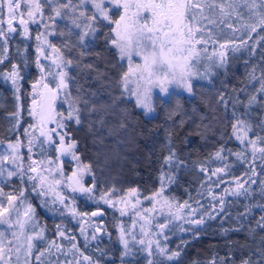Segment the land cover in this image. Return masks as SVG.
Wrapping results in <instances>:
<instances>
[{
	"label": "trees",
	"instance_id": "1",
	"mask_svg": "<svg viewBox=\"0 0 264 264\" xmlns=\"http://www.w3.org/2000/svg\"><path fill=\"white\" fill-rule=\"evenodd\" d=\"M216 2L224 4L229 15L213 16L216 24L203 22L211 30L214 41L201 46L207 51L193 62L192 70L196 73L191 77L193 91L173 92L166 98L156 97L152 115H146L116 84L118 78L127 72V65L118 61V50L110 42L114 36V25L107 21L97 23L95 36L84 39L83 43L78 39L76 29L67 25L64 18L55 25V32L49 36L48 42L60 49L59 56L65 61L73 60V66L66 69L69 76L75 77V81L69 83L73 99L76 101V86L82 85L94 93L89 99L96 106L94 113L81 112L80 124L66 120L65 127L60 129L62 135L67 133L65 146L75 142V148L69 151L70 158H65L62 164L67 173L77 171L86 187L93 184L95 187L91 193L78 195L80 191L73 192L69 184L61 186L50 194L66 197L58 211L49 203L47 196L50 195L44 192L38 180L25 178L19 186V181L13 180L17 187L14 186L16 196L23 190V196L19 195L23 201L21 205L30 203L35 208L37 221L28 228V235L44 229V239L34 244L36 247L30 255V264H73L71 257L78 258L70 249L74 243L70 239L72 236L76 238L75 244L81 256L91 257L92 264L96 261L99 264H147L149 259L153 264H241L244 260L250 264H264V230L257 223L264 224L261 220L264 217V194L261 192L264 186V153L253 152L250 143L258 136L264 137L261 127L264 125V101H261L264 93L260 92L261 79L264 78V40L260 37L264 36V28L259 26L255 10L249 11L244 0ZM229 4L233 7H228ZM4 18L7 19L6 11ZM118 18V15H113V19ZM229 24L232 27H228ZM252 24L257 25L255 32L249 27ZM32 27L27 36L19 29L11 34L6 53L3 51L5 41L0 38V56L7 57L0 63V144L18 138L23 142L31 141L27 133L31 127H34L33 138L37 136L35 129L38 123L32 111V100L34 86L41 81L40 65H43L37 48H43L46 33L38 26ZM61 32L64 35H60ZM41 33V40L37 41L36 36ZM225 35L232 40L233 48L239 47L240 51L234 52L231 46H227L228 62L221 67L215 54L222 42L218 38L223 40ZM81 52L85 54L81 56ZM78 60L97 65L108 73V80L97 82L94 72L89 73L77 66ZM13 65L18 66L22 77L17 80L19 91L7 79ZM43 66L46 72H56L45 64ZM48 78L50 84L58 82L54 76L49 75ZM253 95L257 96V101L249 105L248 100ZM14 113L19 115L14 116ZM237 120L242 123L234 131ZM245 132L247 137L242 142L238 137H244ZM52 140L54 144L51 142L48 154L56 163L59 140L53 137ZM256 147H264V143L257 140ZM170 150L175 155L171 162H166ZM218 151H221L220 157L216 156ZM73 153L79 157L78 161L72 158ZM85 166H90V170ZM217 169L223 171L216 172ZM253 170L255 176L252 175ZM63 176L67 178V175ZM237 181H248L244 184L248 195H231L234 189L230 185ZM33 185H36L35 190ZM161 187L163 192L154 195L160 192ZM133 189L136 190L132 195L134 203L140 199L148 206L147 210L141 209L144 215L168 210L171 203L183 206L187 202L190 208L200 209L196 217H203L205 221L200 225L189 223L188 219L177 223L170 216L159 219V223L167 225L161 231L164 240L159 241L160 245L169 252L179 251V257L169 261L155 250L156 245L153 244L152 255L147 256L144 249L130 239L129 255H124L119 229L125 227L124 239L136 237L140 231L138 225L131 229L129 222L132 216L121 215L118 202ZM101 196L105 199L102 200ZM220 198L223 199V211H220ZM105 200H111V203H105ZM73 209L80 214L86 213L84 216L90 218L94 211H101L102 216L95 218L99 224L96 229L100 231L95 229L83 234L77 225L70 222L77 218ZM186 210L189 207L184 209L185 213ZM209 212L214 218L206 215ZM55 224L59 232L55 231ZM61 231L65 233L63 237L59 234ZM53 241L61 246L60 251L56 250ZM43 243L51 244V252L48 246L40 245ZM40 251L45 254L37 261ZM86 261L81 263L79 260V263L90 264Z\"/></svg>",
	"mask_w": 264,
	"mask_h": 264
},
{
	"label": "snow or ice",
	"instance_id": "2",
	"mask_svg": "<svg viewBox=\"0 0 264 264\" xmlns=\"http://www.w3.org/2000/svg\"><path fill=\"white\" fill-rule=\"evenodd\" d=\"M46 3L51 7L52 15L49 16V20L53 22L56 21L57 17L63 18L66 13L62 10L71 9L72 12L76 11V8L80 4H91L93 14L88 16L87 19L92 21L93 24L87 25V29L78 35V39L83 43L85 37L90 34L94 37L98 28L94 24H103L107 21L109 24L114 25L112 32L114 33L113 38L111 39V45L118 50V61H124L127 59L129 61L128 71L124 72L116 81L118 87L123 89V92L128 93L130 96L136 98V105L140 108L146 109L147 112L154 111L150 91L151 87H158L162 92L168 93L169 85H177L186 89L189 93L193 91L191 77L196 75L192 71L194 66V61H198L200 57V52L207 51L206 47H203L198 50V45H207L209 40L213 39L211 35V30L207 28V24H204V21H207L208 24H216V20L213 19V16L219 14L220 16H227L229 13L225 10V5L222 3H217L216 0H79V4L73 6L72 0H64L63 3H60L59 0H45ZM54 4V6H53ZM244 5L249 9V11H254V15L258 16V24L261 28H264V0H244ZM228 7H233L231 4ZM44 5L41 3V0H0V38H3L5 41V47L3 51L7 52V40L10 38V35L17 32V27L22 26V31L25 36L29 32V23H38L42 22L44 18L43 12ZM205 9L208 12H205ZM198 10V11H197ZM5 11L7 14V19L5 20ZM111 13V15H110ZM113 15H118V19H113ZM80 16H85V12L81 11ZM72 23L76 27H80L76 23V20L73 19ZM45 28L48 27L47 24L44 25ZM228 27H232L230 24ZM251 31L255 32L257 25L252 24L249 26ZM53 34V33H50ZM42 33L36 36V40H41ZM60 35H64L63 32ZM205 35L208 36V39H205ZM261 40H264V36L260 37ZM44 43L48 44V47L52 52L59 53L60 49L55 45H52L48 42L47 37H44ZM231 43V41H228ZM243 43V42H242ZM220 47L226 48L227 43L221 44ZM233 51H240L239 47L233 48ZM251 52V49H249ZM37 52L43 56L44 49L41 47L37 48ZM85 53L81 52L80 55L83 56ZM100 54H97L99 57ZM138 56L141 58L142 63L137 64L135 69L131 66V60L133 56ZM219 59V65L221 67L227 64V53L221 51L216 53ZM6 56H0V63L4 62ZM264 58V57H262ZM45 59L48 57L45 56ZM53 65L59 69V71L53 73L48 72V75L54 76L57 78V83L55 88H49L47 84H44V88L52 94L53 97L61 90H69V81L74 82L75 77L69 76V73L66 69L73 66V60L68 59L64 60L62 57H58L56 60L52 61ZM37 64H39V58L37 59ZM77 66L82 67L87 70L89 73H95V79L97 82H102L108 80V73L102 71L94 63H82L77 61ZM123 66V65H121ZM41 71L44 70V66L40 65ZM136 75V86L134 89L129 88L130 77ZM254 78V77H253ZM7 79H10L19 91V85L17 84L18 79H22L19 74L18 66L13 65V71H11ZM44 77H41L43 80ZM139 81H144L146 87L144 91H140ZM76 86V85H74ZM35 87V86H34ZM77 88V97L75 98L77 103L73 106L72 103L69 104V111L67 114V120L74 121L76 124L81 123V112H92L96 111L95 104L90 102L89 97L93 96L94 93L89 92L82 85L76 86ZM260 92L264 93V78L261 79ZM68 95H71V92H68ZM123 96V93H122ZM220 100L223 101V96L220 97ZM257 101V96L253 95L249 98V105ZM261 101H264V96L261 97ZM35 103V101H33ZM83 105V108H81ZM264 106V104H262ZM14 116H18L19 113H14ZM240 120H237V124L233 126L234 131L241 124ZM57 128L63 129L65 127L63 120L56 122ZM262 130H264V125H261ZM55 132V129L52 130ZM41 135H45L42 131ZM59 136V151L61 154L64 152L70 151L75 148V142H70L67 147H65V132L63 135L57 133ZM247 137V132H245L244 137H238V139L243 140ZM70 139V138H69ZM48 140L52 142L51 135H48ZM257 140L264 143V137L258 136L256 140H251L253 152L259 151L264 153V147L257 148ZM31 144V141H29ZM20 142L17 141L16 144H10L9 148L13 149V152H16L19 148ZM223 151V149H221ZM221 151L216 153L217 157H220ZM174 152L169 151V155L166 157V162H171L174 157ZM239 155V154H238ZM72 158L74 160H79V157L73 153ZM12 159L15 162L16 159H20L18 156H6L0 157V162L3 160ZM36 162L33 161L29 167L28 172L35 173L36 175H29L28 180L39 181L40 187H43L46 177L40 176L38 174V169L35 166ZM18 168H21L22 174L20 176L21 181L24 179V174L21 165H17ZM86 169L90 170V166H85ZM50 171V169H49ZM223 169H217L216 172H221ZM4 170L0 169V176H3ZM216 173L214 172L213 175ZM17 172L14 170H8L7 176L13 177L16 176ZM252 175L255 176L256 173L253 170ZM72 183L70 187L73 192L80 191L83 193H91L95 185L91 187H85L81 183V179L77 177V173L73 172L72 176L68 178ZM251 179V178H250ZM60 183V181H56ZM248 181H237L236 188L231 192V195L240 196L248 195V189L244 188V184ZM252 183H255L253 180ZM36 185H33L35 190ZM243 190V191H241ZM227 191V190H226ZM163 192V187H161L160 192L155 193L154 195H160ZM262 194H264V186L261 188ZM136 190L133 189L129 195H135ZM7 196L8 207H5L3 204H0V224H5L9 228L14 226L19 227L21 230L24 228V223L19 219L15 223L9 218L8 211L12 206L13 200L18 199V197L11 194L4 193L3 189L0 188V196ZM20 195L23 196V190H21ZM101 199H105L104 196H101ZM152 199V198H148ZM213 199H216L214 196ZM63 202V198H61ZM105 203H111V200H105ZM221 208L220 211H223V199L220 198ZM186 207L190 208V205ZM30 211H34L29 207ZM195 213V209L191 210ZM73 212L75 210L73 209ZM124 213L121 211V215ZM27 215V213H26ZM84 215H87L86 213ZM101 215L99 212H93L92 216ZM208 217L214 218L212 213H206ZM31 218V217H30ZM261 220L264 221V217H261ZM147 222V221H146ZM205 221L203 217L200 219H195L189 221V223L200 225ZM258 225L264 230V224L260 221L257 222ZM161 230L167 227L166 224H161L159 226ZM83 231V230H82ZM96 231H100L99 228ZM141 231L144 232L143 227ZM44 229L41 228L34 235L27 237V249L26 255L30 256L32 250L36 245L33 244V240L41 241L44 239ZM60 236H64L65 233L61 231ZM13 236L16 235L15 232L12 233ZM144 235H147L144 232ZM4 233L0 232V261H3L4 264H8L10 256L8 252L11 249L6 251L3 244ZM74 240V237H70ZM87 239V237H85ZM95 239V236H93ZM121 239L123 240L125 252L124 255H129V242L128 240L123 239V229H121ZM264 239V238H262ZM10 243V242H9ZM141 245L145 244L144 240H140ZM152 241H148L147 248L145 249L148 253V256L152 255ZM55 245V241L52 242ZM56 250L60 251L61 246L55 245ZM73 248H76V244H72ZM156 248L161 255L167 257L169 261L174 260L179 257V251L169 252L166 247H162L159 241H156ZM19 249H17V252ZM48 251L51 252V246L48 248ZM44 252L40 251L36 256V260L40 261V258L44 256ZM85 260H88L92 264L91 257L84 256ZM19 259V258H18ZM25 264H29L25 260ZM43 264V262H41ZM95 264H99V261H96ZM147 264H153L151 259L148 260ZM241 264H250V261L244 260L241 261Z\"/></svg>",
	"mask_w": 264,
	"mask_h": 264
},
{
	"label": "rangeland",
	"instance_id": "3",
	"mask_svg": "<svg viewBox=\"0 0 264 264\" xmlns=\"http://www.w3.org/2000/svg\"><path fill=\"white\" fill-rule=\"evenodd\" d=\"M59 2L63 3L64 0H59ZM41 3L44 5L43 21L38 22V23H31L30 22L28 27H29V32L32 31V29H33L32 26H35V27L38 26L41 29V31L44 30V33H46V35H44V37H47L48 41L50 38L49 36H52V34H50V33L55 32V28H56L55 25L63 18L68 23L67 25H69L73 29H76V31L79 34L83 33L87 29V25L93 24L92 21L87 19V17L91 16L93 14V11H94L92 9L90 3L89 4H80L79 7L76 8L75 12H72L71 9L62 10L66 13V15L63 18L57 17L54 24L51 20H49V16L52 15L51 7L49 6L48 3L45 2V0H41ZM72 4H73V6L78 5L79 0H72ZM53 6H54V4H53ZM81 11L85 12V16H80ZM6 17H7V14H6ZM73 19L76 20V23L79 24L80 27H76V25H74L72 23ZM45 24L48 25L47 28L44 27ZM204 24H206V22ZM94 26L96 27V24H94ZM17 29L22 31V26L17 27ZM228 30L230 33L231 30L230 29H228ZM224 33H222V35ZM90 37H92L91 34L89 36L85 37V40L89 39ZM205 39H208L207 35H205ZM211 40L214 41V37ZM211 40H209V41H211ZM218 40L222 41L221 44L227 43V46H229V47L231 46V48H233V46L230 43H228V41H232V40L227 38V35L224 36L223 40H221L220 38H218ZM201 46H203V45L197 46L198 50L202 48ZM43 48H44V55L41 56V60L43 62V65L44 64L47 65L49 68L55 70L56 72L59 71V69H57L53 65L52 61L56 60L58 57H60L59 56L60 53L52 52L51 49L48 47V44H45L44 41H43ZM217 50H218L217 53H219L221 51H224V52L227 51L225 48L222 49L220 46H218ZM202 52L203 51H201L200 54ZM45 56L48 57V59H45ZM199 59H200V57H199ZM124 62H125V65H127V71H128L129 61L127 59H125ZM141 63H142V60L140 57L135 56V55L132 57L131 66L133 67V69H135V66L137 64H141ZM42 76L44 77L43 80H41ZM48 77H49L48 72H46L45 69L43 71H41V76H40L41 81H38L35 84L34 99L32 100V101H35V103H32V111L35 112V115L37 117L38 125L36 126V129H35L37 136H35V138H33L32 134H34V133H33L32 129H34V127L33 128L31 127V130L27 131V133L30 135L29 138H31V144L29 143V140H27V142H23V140L21 138H18V140L16 139V141L5 142V143L0 144V157H6V156H10V155L20 157V159H16L15 162H13L12 159L3 160L2 162H0V169H3L4 173H5L3 176H0V188H2L4 193H6V194H11L13 196H16L15 189L17 187L15 186V184H13V180L19 181L18 182V186H19L20 182H21L20 176L22 174L21 168H18L17 165L22 166L24 179L25 178L27 179L28 175L30 174V172H28L27 170H28L29 165L33 161L36 162L35 166L38 169V174L40 176L46 177L45 183H44L42 188H43L44 192L47 193V195H50V194L56 192L57 190H59L61 188V186L64 187V186H66L68 184L70 185L72 183V181H70L68 178L72 176L73 172L70 171V173H67L64 170V166L62 164V161L65 158H70V153H69V151H67V152H64L63 154H61V152L59 151L58 152V154H59L58 162L55 163L51 158H49L48 148H49V146H52V145H50L51 142L50 143L48 142V135H51V137H53V139L56 138L57 140H59V136L57 135V133L62 135V132H60L61 128H57L56 122L61 121V120H63V123L66 122L67 114L69 111V104L72 103L73 106H75L76 101L73 99L72 93L70 96L68 95V92L71 90L70 88L68 91L61 89L55 95V97H53L52 94L49 93L48 90L44 88V84H47L49 86V88H53V89L55 88L56 84H54V85L50 84L49 83L50 79ZM69 83H70V81H69ZM139 84H140V91L143 92L144 88L146 87L144 81H139ZM135 86H136V75L134 74L130 77L129 88L134 89ZM173 92L184 93V92H188V91L182 87H179V86L173 84V85L168 86V93L166 94V93L162 92L158 87L152 86L151 91H150V97H151V103H152L153 109L155 107L154 102H155L156 97L160 96L162 98L163 97L166 98L170 94H172ZM125 94L130 99H133L134 101L136 100V98L134 96H130L128 93H125ZM140 109L143 110L146 115H152V113H153V111L147 112L146 109H143V108H140ZM27 128H29V127H27ZM53 129H55V132L52 131ZM42 131L45 133V135H41ZM17 141L20 142L19 148L16 152H13V149L9 148V145L10 144H16ZM52 143H53V140H52ZM56 146L59 147V141H58V145H56ZM65 147H67V146H65ZM258 148H260V147H258ZM259 153H260L259 151H256V154H259ZM49 169H50V171H49ZM8 170L16 171L17 175L13 176V177H8L7 176ZM74 172L77 173V171H74ZM33 174L36 175L35 173H33ZM63 175H67V178H64ZM79 176L80 175L77 173V177H79ZM56 181H60V183H56ZM236 184H237V182L231 184L230 188L235 189ZM83 185L85 186V184H83ZM14 186L16 188H14ZM227 190H228V188H227ZM77 193H78V195H83V192H77ZM19 195H20V193H18V195L16 196V197H18V199L13 200L12 206L9 208L7 215L9 216V218L14 223L17 219H19L22 223H24L23 230H21L19 227H16V226L9 228L5 224H0V232L4 233L3 244L5 246V249H6V251L8 249H11V251L8 252V256H10V260L8 261V264H25V260H27L29 262V264L31 263L30 256L26 255L27 237L29 236L28 235V228H30V226L33 224V222L37 221V220L34 218V211H30L29 207H31L32 210H35V208H33V205L30 203H26L24 205H21L23 203V201L19 198ZM47 197L49 199V203L51 204V206L56 207L58 211H59L60 206L64 205V203L66 202L65 196H57V195L51 196L50 195ZM61 198H63V202H61ZM107 198H110V197L107 196ZM136 199H137V197H136ZM152 201L153 200H151L150 203ZM137 203H139V205ZM137 203H134V199H133L132 195H129V194H125V196H123L121 198V200L118 202L119 211L120 212L122 211L124 213V215L132 216V219L129 222L130 225L132 226L131 229L132 230L136 229L137 225H138V230L140 231V233L137 234L136 237L130 236L127 239H124V238L123 239L124 240L130 239L132 241L134 240L135 245L141 246L144 249L143 252H146L145 253L146 255L148 254L147 251L145 250L147 248L148 241H152V242L154 241L152 244L156 245V241L164 240V235L161 233L162 230L159 227L161 224V223H159V221H160L159 219L161 217L170 216V218L172 220L179 223L181 221L184 222L186 219H188V221L193 220V219H197L198 217H196V216L199 215L198 213H200V211H199L200 209H196L195 213H193L191 210L195 209L194 207L189 208V210H186L187 213H185L184 209H186V206H184V205L182 206L181 204L176 205L174 203H171L172 205L168 206L169 207L168 210L153 211V212H150L149 214L146 213L144 215V214H141V209L147 210L148 206L144 205L146 202L144 200L138 199ZM0 204H3L5 207H8L6 195L0 196ZM137 205L140 206V208H138ZM26 213H27V215H26ZM74 213H75L77 218L71 219L70 222H72V224L74 223L75 225H77L81 229V232L83 234H86L87 231H95L96 225H99L96 220L99 219L101 216L98 218L94 217V219H93L92 216H91V218L86 217V216H84V214H80V212H78V211H75ZM56 215H57V213H56ZM142 216H143V218L139 219V217H142ZM95 218H97V219H95ZM142 227H143L144 232L147 233V235H144V232L141 231ZM55 228L57 230H55V229L54 230L59 232V228L57 227V225L55 226ZM122 229L124 231L125 227ZM132 230H131V232H132ZM119 231L121 233V229H119ZM13 232L16 233L15 236L12 235ZM69 235H72V232H70ZM72 237H74V236H72ZM140 240H144L145 244L141 245L139 243ZM36 242H37V240L34 239L33 244H36ZM74 243H76V238L74 239ZM40 245H42L43 247H46V246L50 247L51 246V244H46V243H43ZM17 249H19L18 252H17ZM70 249H72L74 251L73 253L77 254V258L80 260L81 263L87 262L81 256V252L79 249H77V246H76V248H70ZM155 250L158 252L156 246H155ZM78 259H76L75 257L74 258L71 257L73 264H80ZM0 264H4V262L0 261Z\"/></svg>",
	"mask_w": 264,
	"mask_h": 264
},
{
	"label": "water",
	"instance_id": "4",
	"mask_svg": "<svg viewBox=\"0 0 264 264\" xmlns=\"http://www.w3.org/2000/svg\"><path fill=\"white\" fill-rule=\"evenodd\" d=\"M94 212H99V213H101V214H102V212H101V211H99V210H96V211H94ZM91 216H92V213H91ZM100 216H102V215H98V216H92V217H100Z\"/></svg>",
	"mask_w": 264,
	"mask_h": 264
}]
</instances>
